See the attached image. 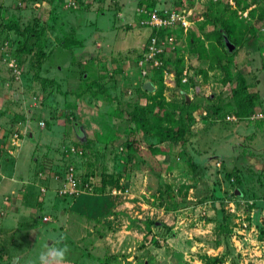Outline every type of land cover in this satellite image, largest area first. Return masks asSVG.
Masks as SVG:
<instances>
[{
  "label": "rangeland",
  "instance_id": "rangeland-1",
  "mask_svg": "<svg viewBox=\"0 0 264 264\" xmlns=\"http://www.w3.org/2000/svg\"><path fill=\"white\" fill-rule=\"evenodd\" d=\"M84 2L0 0V264H40L59 234L89 251L88 264H203L224 242L220 264H264V117H254L264 109V1L155 0V10H176L189 24L154 37L153 49L141 23L146 1ZM7 20L43 27L38 72L28 66L32 47L14 55L22 36L1 31ZM228 24L230 51L224 36L209 35ZM248 28L256 32L242 40ZM192 34L202 48L191 49ZM70 35L81 45L62 48ZM235 73L259 97L239 118L228 107ZM145 81L152 91L141 89ZM99 84L120 107L150 114L168 113L186 94L197 105L192 139L148 148L110 97L93 94ZM126 137L138 138L139 151L123 162Z\"/></svg>",
  "mask_w": 264,
  "mask_h": 264
},
{
  "label": "trees",
  "instance_id": "trees-1",
  "mask_svg": "<svg viewBox=\"0 0 264 264\" xmlns=\"http://www.w3.org/2000/svg\"><path fill=\"white\" fill-rule=\"evenodd\" d=\"M85 0H73V3H75L76 7L82 8L84 6ZM146 1L148 4L147 6L150 8H153L156 4L155 0H137V4L139 5L141 2L144 3ZM252 4H255L258 2V0H250ZM178 6V4H176ZM85 8V7H84ZM114 9H118V6L115 5ZM115 11V10H114ZM114 13V12H113ZM115 14V13H114ZM264 15V9L261 13ZM222 19V18H221ZM214 21V19L212 20ZM204 24H200V28L202 29ZM169 29H149V35L155 36L159 39V37H168L171 33L170 27H165ZM11 30L14 34L17 36H22L20 47L17 48L14 52V55L17 57V60H19V55H28L29 50L32 47V53L28 58V66L35 72H38L41 67V62L45 56L44 54V42L42 41V34H43V27H36L35 25H28V26H20L16 21L13 20H7L3 23V26L1 25V31H9ZM223 31V32H222ZM246 33L241 34V39L246 40L248 38L253 37V33L256 32V29L254 28H248L246 30ZM163 33L165 34L163 36ZM235 34L234 29L228 24L226 26H223V28L220 30L218 28H213L212 31L210 30L209 35L221 37L224 36V38L228 42H234L233 36ZM193 35V34H192ZM188 38L189 46L191 49L196 48V46H200L202 48V44L199 43V37L193 35ZM33 39V42L32 40ZM33 43V44H32ZM81 45V42L77 39H75L73 36H66L64 37L61 42L60 46L62 48H69L74 46ZM18 47V46H17ZM203 51V49H202ZM231 54V53H230ZM233 54V53H232ZM167 62H170L169 59H167ZM262 65L264 66V58L262 60ZM181 72V69H175L174 75L175 77H179V74ZM35 79L38 80L39 84L43 87L46 85L44 84L45 80L44 78L38 77L37 74H35ZM233 77L230 75H227L224 78L225 83H230L232 81ZM235 79V85L230 90V95L232 97L231 105L228 106L237 118L242 117L245 114L252 113L253 106L257 103L258 100V94L256 93L253 88L255 87V82L253 80L247 81L243 75L239 73H235L234 75ZM117 86V85H115ZM113 87L114 89L116 87ZM92 89V88H90ZM94 95L99 94L101 96L104 95L105 98L110 97V102H113L115 104V110L118 114L124 113L125 119L128 121L133 122V124L136 125L137 131L139 134L138 138L144 139V143L148 148H151L155 150L153 146H151L152 143L154 145H158L160 143H163L164 141L177 142L178 144L187 143L190 139H192L191 132L189 130V125L193 123V112L196 110L197 105L193 101H186L183 96L182 104L178 107L173 106L170 107L171 110H169L168 113H162L161 107L158 106L156 111L150 114L149 110H146L143 106H137L136 109L133 108H124L123 106L120 107L121 104H124V102H121L116 98L115 96L111 95L109 92V89L103 87L101 84L94 87V91H92ZM116 93V92H115ZM185 95V94H184ZM107 100V99H105ZM108 101V102H109ZM262 110V109H261ZM161 113V115H160ZM165 122L170 121L169 125H166ZM138 138L136 140L126 137V139L122 142L123 148L125 150V159H123V162L131 160L133 157V154L130 152V150L133 148L134 150L139 151V143ZM114 181V183L117 182V179L110 180ZM219 205V202H218ZM258 209L264 208V201H259L257 204ZM171 209H174L173 207ZM155 222V221H154ZM260 233V240L264 241V228H259ZM225 240V239H224ZM224 252L221 254L215 255V256H207L204 258L203 264H220L224 260V255L228 252V246L227 243L224 242Z\"/></svg>",
  "mask_w": 264,
  "mask_h": 264
},
{
  "label": "built area",
  "instance_id": "built-area-1",
  "mask_svg": "<svg viewBox=\"0 0 264 264\" xmlns=\"http://www.w3.org/2000/svg\"><path fill=\"white\" fill-rule=\"evenodd\" d=\"M261 1H264V0H261ZM141 12L148 16L144 20H141V23H142V25L145 24L146 27L149 29H151V28L152 29L153 28L159 29V28H165V27H171L172 28L174 26H179L183 30H185L189 24L186 16L184 14L179 13L176 10H170V11L162 10V12L160 13L157 10H155L154 8H152V10H148V11H145L144 8H142ZM154 37L155 36H151V38H150L151 49H153L155 47V41H156L155 38L156 37L155 38ZM151 49H150V51H151ZM169 73H171V72H169ZM263 112H264V109H262V111L260 110L259 112H256L254 114V117H257V118L264 117V115L262 114ZM225 117L227 120H233V121L236 120V117L232 114H231V116L226 115ZM72 183H73V179L71 178V179H69V186H68L70 189H71Z\"/></svg>",
  "mask_w": 264,
  "mask_h": 264
},
{
  "label": "clouds",
  "instance_id": "clouds-1",
  "mask_svg": "<svg viewBox=\"0 0 264 264\" xmlns=\"http://www.w3.org/2000/svg\"><path fill=\"white\" fill-rule=\"evenodd\" d=\"M51 239L52 243L40 253V264H59L68 252V246L64 243L66 237L63 234L53 236Z\"/></svg>",
  "mask_w": 264,
  "mask_h": 264
},
{
  "label": "crops",
  "instance_id": "crops-1",
  "mask_svg": "<svg viewBox=\"0 0 264 264\" xmlns=\"http://www.w3.org/2000/svg\"><path fill=\"white\" fill-rule=\"evenodd\" d=\"M120 12V11H119ZM40 215V213H39ZM38 218V217H36ZM95 250V249H93ZM88 250L84 248H68V255L59 262V264H88L89 258L87 256ZM91 251V250H90Z\"/></svg>",
  "mask_w": 264,
  "mask_h": 264
},
{
  "label": "water",
  "instance_id": "water-1",
  "mask_svg": "<svg viewBox=\"0 0 264 264\" xmlns=\"http://www.w3.org/2000/svg\"><path fill=\"white\" fill-rule=\"evenodd\" d=\"M224 41H225V44H226L228 50L230 51L231 48H232V46L230 45V43H229L225 38H224ZM141 89H142V90H145V91H152V90H153V86H152V84H151L149 81H145V82H143V83L141 84ZM184 98H185L186 101L189 100V98H188V96H187L186 94L184 95ZM39 216H40V215H39V213H38L36 217L39 218ZM155 223H156V222H154V224H155ZM11 264H13V263L11 262Z\"/></svg>",
  "mask_w": 264,
  "mask_h": 264
}]
</instances>
